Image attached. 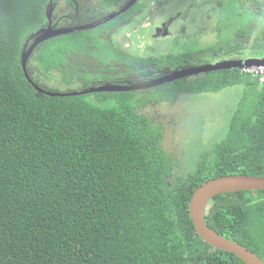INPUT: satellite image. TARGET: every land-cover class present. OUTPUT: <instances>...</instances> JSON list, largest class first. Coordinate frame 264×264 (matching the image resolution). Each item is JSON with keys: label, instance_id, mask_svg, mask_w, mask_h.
Here are the masks:
<instances>
[{"label": "trees", "instance_id": "1", "mask_svg": "<svg viewBox=\"0 0 264 264\" xmlns=\"http://www.w3.org/2000/svg\"><path fill=\"white\" fill-rule=\"evenodd\" d=\"M57 1L0 0V264H244L198 236L188 203L209 179L264 175V81L238 67L180 80L178 87L73 94L101 85L98 71L105 65L81 61L87 52L120 56L105 33L124 16L100 26L88 5L91 14L77 15L76 25L98 27L34 45L26 77L21 56L50 22L47 8ZM100 1L116 6L119 0ZM244 13L248 21H262L254 9ZM257 36L260 48L247 53L264 58V26ZM180 55L167 60H186ZM157 60H146L154 66L148 68L135 59L136 72L155 74ZM182 90L236 93L216 145L193 137L200 130L179 139L190 170L175 175L160 125L141 110L165 97L171 102ZM257 192L213 197L205 223L264 261V191Z\"/></svg>", "mask_w": 264, "mask_h": 264}, {"label": "flooded vegetation", "instance_id": "2", "mask_svg": "<svg viewBox=\"0 0 264 264\" xmlns=\"http://www.w3.org/2000/svg\"><path fill=\"white\" fill-rule=\"evenodd\" d=\"M90 1L92 0H70L68 4L64 0H59L49 4L50 6H48L47 10L49 7H52L50 21L54 23L53 27L61 28L69 24L70 26H66L67 28H84L86 24L81 23V25H76L75 20H77V15L81 18L83 11H86L85 14H91L89 10H85L86 5ZM95 1L98 2L96 4L97 9H90V12L96 13L100 19L99 25L102 26L124 16L116 23V27L109 28L105 33V39L109 43L113 42V50L120 56L115 60L106 58V63L103 64V59H99V55L96 57L93 55V52H87L81 58V61L96 64L99 68H103V65H105L102 71H98L102 76L99 79L101 85L87 86L82 90H77L78 92L76 90L75 92H71L73 94H81V92L92 91L98 88L114 87L127 92L140 93L156 89L160 86L171 85L180 80L192 82L202 75L205 76L207 73L214 72L215 70H208L214 65L226 67L221 70L232 69L233 65L237 63L242 64L247 59L254 58L248 56V48L253 45L255 48H260L258 46L257 31L259 26H264V0H119L116 6L106 5V2H101L100 0ZM249 9H254V15L262 21H248L244 17V12L246 10L249 11ZM135 29H137V32H134ZM249 29L250 32L247 33L246 31ZM209 32H213L216 36H209ZM139 38L143 39L144 45L138 44L136 46L135 42ZM182 38L192 40L194 45L203 47L204 49L205 47L208 48V55L210 57L203 59L204 55H198V58H195L194 56L176 53L180 56H185L183 59L186 60L170 64L169 55H173L174 53L164 54L161 52V46L165 45V42L166 45L168 43L178 44V40H182ZM143 46L144 48L140 50ZM148 53L152 55L145 57ZM120 57H123L124 60H119ZM162 58H166L164 63L161 62ZM131 59L133 61H129ZM135 59L142 61L139 63L140 66L148 68H154V66L146 60L158 59L157 62L160 68L156 70L155 74H150V72L148 74L137 73ZM126 60H128L127 63L125 62ZM126 64L128 65V71ZM178 74L185 76L166 81L159 85H153L166 78L177 77ZM66 87L73 89L74 86L73 84H67ZM77 88L81 87L77 86ZM197 93H189L183 90L178 94L177 92L174 93L171 102L164 100L165 103L169 102L163 109L166 111L167 117H163L162 111L159 109L161 115L157 121L154 119L155 117L152 118L156 113V104L143 107L141 110L152 123L160 125L163 136L161 145L164 151L172 155L176 162L175 175H182L190 170V167H187L189 162L183 159L187 154L184 156L182 150L179 152L176 146L179 139L189 134L191 136V131L193 130H200V133L196 132V136L193 135V137L200 136V141H202L204 132L210 128L208 126L212 123V121H209L210 118L213 113L218 112L214 108H210L211 110H209V108L205 107L209 104L212 105V102L201 103L203 105V109L201 110L205 111L203 113L196 111L197 109L194 108L192 103L187 104L188 100L184 98L197 95ZM160 105L162 104L160 103ZM148 108L152 110H148ZM218 113L219 115L224 114L222 129L220 127V134L222 135V131L229 122V116L227 110ZM177 131H180L181 135H177ZM219 136L215 137V139L218 140ZM208 141V138L205 141L203 140L206 144ZM216 144L217 142H215ZM191 147L193 148L194 146ZM180 165L185 167H180ZM248 192L250 191L244 193Z\"/></svg>", "mask_w": 264, "mask_h": 264}, {"label": "water", "instance_id": "3", "mask_svg": "<svg viewBox=\"0 0 264 264\" xmlns=\"http://www.w3.org/2000/svg\"><path fill=\"white\" fill-rule=\"evenodd\" d=\"M51 11H52V7H49V9L47 10L48 19H50ZM84 28L82 27H76L72 29L64 28V27L54 28L51 25V21H50L45 28H41L40 30H38L34 34V41L32 46L29 48L28 51H25L21 56L24 75L28 77L25 72L24 66L27 57L29 56L31 49L33 48L34 45H37L50 38L71 33L75 30L81 31ZM256 61H257L256 63L264 64V61L262 60H256ZM253 62L254 61L252 60H248L246 64L251 65L253 64ZM240 66L241 63H237L232 67L238 68ZM224 67L225 66L214 65L208 70H219V69H223ZM183 76L185 75L178 74L177 77L176 76L169 77L159 82H156L153 85H159L166 81H171L177 78H181ZM105 90H120V89L117 87L98 88L92 91H105ZM247 191L250 192L264 191V175H226V176H221L207 180L202 184H200L192 193V196L190 197L188 203V215L194 226L195 232L204 242L209 244L212 248L233 253L244 264H264V261L260 257H258L255 253L251 252L250 250H247L246 248H244L243 246L237 243H234L233 241L228 240L227 238H224L215 231L211 230L205 223V215H204L205 208L208 202H210V200L213 197L219 194H226L233 192H247Z\"/></svg>", "mask_w": 264, "mask_h": 264}, {"label": "rangeland", "instance_id": "4", "mask_svg": "<svg viewBox=\"0 0 264 264\" xmlns=\"http://www.w3.org/2000/svg\"><path fill=\"white\" fill-rule=\"evenodd\" d=\"M97 3L98 2H96L95 0H92V1L88 2V6L91 7L92 10H93V8L97 9V6H96ZM104 8H106V7L104 6ZM112 21H114V20H112ZM103 25H105V24H103ZM97 27H98L97 24L88 23V24H86L85 28L82 29L81 31H88V30H91V29L97 28ZM134 32H137V29H135ZM211 35L216 36V34H214L213 32H209V36H211ZM179 40H178V42H179L178 44L168 43L166 45V42H165V45L161 46V50H162L161 52H163L164 54H167L170 52H173L175 54L180 53L182 55L194 56L195 58H198L197 57L198 55H204L202 57L203 59L210 57L208 55V48L205 47V49H204L203 47L194 45L192 43V40H188L187 38H182V40H180V41ZM121 41H122V39H121ZM135 44H136V46H138V44L144 45L143 39L139 38V40L136 41ZM143 48H144V46L141 47L140 50H142ZM102 54L100 55L99 59L100 58H104V59L109 58V57H106L105 53H102ZM151 55H152L151 53L146 54V56H151ZM129 61H133V59H131ZM141 62L142 61H139V63H141ZM219 70H221V69H219ZM176 86L177 87L179 86L178 83H176ZM227 91L228 90L223 91V92L221 90L219 92H212V93H197V95L185 97L184 99L188 100L187 104L192 103L194 108L197 109L196 111H198L200 113L205 112V111L201 110V109H203V105H201V103H203V102H212V105L210 104V106L212 108H214L216 111L222 113V111L231 107V95L234 96V94L236 93V90L231 92V93H229L230 91H228V92ZM164 100H167V98L165 97L164 99L159 101V103H161L162 105L158 104L155 107L156 113L152 116V118L155 117L154 119L156 121L158 120L159 116L161 115V112L159 111V109L162 111V116L167 117L166 111L163 109L169 104V102L165 103ZM148 110H152V109L148 108ZM209 110H211V109L209 108ZM209 110H207V111H209ZM218 112L213 113L212 117L209 120V121H212V123L208 126L210 128L207 131H205L203 134L204 138H208L211 144L215 143L217 141V139H215V137H218L219 135H220L219 138L221 137L220 127L222 129V119H223L224 114L219 115ZM201 121H202V119H201ZM202 126H203V124L200 127L202 128ZM249 193L250 192H248V194ZM252 195L255 197H258V192H254V193H252Z\"/></svg>", "mask_w": 264, "mask_h": 264}, {"label": "built area", "instance_id": "5", "mask_svg": "<svg viewBox=\"0 0 264 264\" xmlns=\"http://www.w3.org/2000/svg\"><path fill=\"white\" fill-rule=\"evenodd\" d=\"M242 71L251 74L253 77L258 76L260 82L264 81V65L242 67Z\"/></svg>", "mask_w": 264, "mask_h": 264}, {"label": "clouds", "instance_id": "6", "mask_svg": "<svg viewBox=\"0 0 264 264\" xmlns=\"http://www.w3.org/2000/svg\"><path fill=\"white\" fill-rule=\"evenodd\" d=\"M67 28V27H66ZM248 60H252V61H254L253 62V64H251V65H247L246 64V62L248 61ZM256 60H262V61H264V58H252V59H247L246 61H244L242 64H241V66L240 67H248V66H252V65H264V64H262V63H256L257 61ZM210 180V179H209ZM208 206V205H207ZM207 206H206V208H207ZM204 215H205V213H204Z\"/></svg>", "mask_w": 264, "mask_h": 264}]
</instances>
